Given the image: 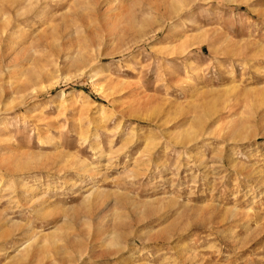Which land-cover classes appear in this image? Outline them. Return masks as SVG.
<instances>
[{
    "label": "rangeland",
    "instance_id": "374dc122",
    "mask_svg": "<svg viewBox=\"0 0 264 264\" xmlns=\"http://www.w3.org/2000/svg\"><path fill=\"white\" fill-rule=\"evenodd\" d=\"M0 264H264V0H0Z\"/></svg>",
    "mask_w": 264,
    "mask_h": 264
}]
</instances>
